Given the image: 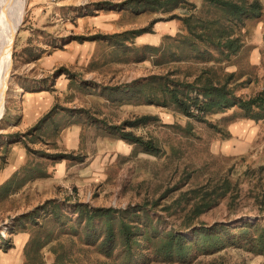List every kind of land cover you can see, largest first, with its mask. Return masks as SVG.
Instances as JSON below:
<instances>
[{
    "label": "rangeland",
    "instance_id": "1",
    "mask_svg": "<svg viewBox=\"0 0 264 264\" xmlns=\"http://www.w3.org/2000/svg\"><path fill=\"white\" fill-rule=\"evenodd\" d=\"M13 57L0 119V264H264L237 245L190 244L217 223L237 243L233 227L264 225V116H253L264 111L238 104L264 90V0H20ZM153 76L226 83L237 104L188 117L136 90ZM202 198L211 207L194 213ZM79 205L130 211L131 254L122 241L110 257L101 239L90 243ZM178 234L191 258L165 260L160 246Z\"/></svg>",
    "mask_w": 264,
    "mask_h": 264
},
{
    "label": "trees",
    "instance_id": "2",
    "mask_svg": "<svg viewBox=\"0 0 264 264\" xmlns=\"http://www.w3.org/2000/svg\"><path fill=\"white\" fill-rule=\"evenodd\" d=\"M222 3L224 8H226L225 12L230 16L235 17L236 12H238L240 19L246 16L248 8L245 5L235 7L230 2L223 1ZM250 8V12L254 17L260 14L256 13V11L260 9L259 3H254ZM236 9L238 11H236ZM185 21L186 23L189 22L187 19ZM190 31L193 33L194 29H190ZM227 32L224 33L223 37L227 40L226 44L228 49L232 50L235 47L236 39L232 38V31L227 30ZM146 88L150 90V93L146 96L149 102H155L163 106L174 105L180 112L188 117L204 118L206 115L223 112L237 104L235 103V98H230L226 83L224 85H215L212 81L208 80L202 84L201 76L196 78L193 83L182 82L177 79H172L169 76H153L142 86L137 87L136 90L144 92ZM194 93H196V95L193 96L192 94ZM238 104L242 110L249 114L255 109L264 111V90L255 98L249 101L241 100ZM253 116L259 120L263 118L264 115L260 112H255ZM142 120H147V118H143ZM128 137H130L133 143H137L144 147L145 151L148 153L156 154L159 150L151 140L145 141L143 138L136 137L131 133L125 138L127 139ZM48 204L57 206L56 201H50ZM48 204L46 206H48ZM210 207L211 206L207 205L206 199L202 198L199 203L195 204L193 212L202 214ZM78 210H80L81 222L85 223V228L91 232L90 235L88 234L92 239L89 241L90 243H98L101 239L99 248L105 255L110 257L114 254V249H109V246L115 244L117 241H122L126 246L123 251L127 255L131 254L132 244L135 242L137 235H134V227L123 217L124 214L131 213L130 211L123 212L105 208L94 209L84 205H79ZM33 214L34 213H31L28 216L31 217ZM119 218L120 222H118ZM96 220L102 222L101 233H97L98 224H95ZM233 228L238 237L245 241H238L239 243L236 241H228L227 237L231 235V228H228L223 223H217L212 228L195 230V236H198V239H192L190 244H200L204 252L221 251L224 250L226 246L237 245L240 248H245L247 251L264 256V225L260 223H247ZM146 237L147 239H151L149 235ZM186 240L187 239L180 234L177 236L171 235L168 241L160 246L159 253H161V255L164 254V258L166 256L165 260L172 261L174 258L176 260L179 259L181 262L190 260V253L185 247L187 244ZM173 248H175L176 251H172Z\"/></svg>",
    "mask_w": 264,
    "mask_h": 264
},
{
    "label": "bare ground",
    "instance_id": "3",
    "mask_svg": "<svg viewBox=\"0 0 264 264\" xmlns=\"http://www.w3.org/2000/svg\"><path fill=\"white\" fill-rule=\"evenodd\" d=\"M20 29V0H0V119L14 70L13 49Z\"/></svg>",
    "mask_w": 264,
    "mask_h": 264
}]
</instances>
